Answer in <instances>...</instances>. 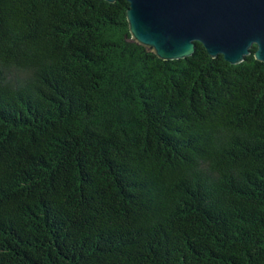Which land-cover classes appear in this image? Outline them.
<instances>
[{"label":"trees","instance_id":"16d2710c","mask_svg":"<svg viewBox=\"0 0 264 264\" xmlns=\"http://www.w3.org/2000/svg\"><path fill=\"white\" fill-rule=\"evenodd\" d=\"M128 5L0 0V264H264V62Z\"/></svg>","mask_w":264,"mask_h":264},{"label":"water","instance_id":"95a60500","mask_svg":"<svg viewBox=\"0 0 264 264\" xmlns=\"http://www.w3.org/2000/svg\"><path fill=\"white\" fill-rule=\"evenodd\" d=\"M127 1L131 39L161 59L188 57L200 42L231 64L251 53L264 62V0Z\"/></svg>","mask_w":264,"mask_h":264}]
</instances>
